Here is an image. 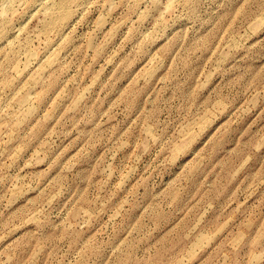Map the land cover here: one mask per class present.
Instances as JSON below:
<instances>
[{"label":"rangeland","instance_id":"rangeland-1","mask_svg":"<svg viewBox=\"0 0 264 264\" xmlns=\"http://www.w3.org/2000/svg\"><path fill=\"white\" fill-rule=\"evenodd\" d=\"M0 264H264V0H0Z\"/></svg>","mask_w":264,"mask_h":264},{"label":"bare ground","instance_id":"bare-ground-1","mask_svg":"<svg viewBox=\"0 0 264 264\" xmlns=\"http://www.w3.org/2000/svg\"><path fill=\"white\" fill-rule=\"evenodd\" d=\"M173 1H175V0H170V3H172Z\"/></svg>","mask_w":264,"mask_h":264}]
</instances>
